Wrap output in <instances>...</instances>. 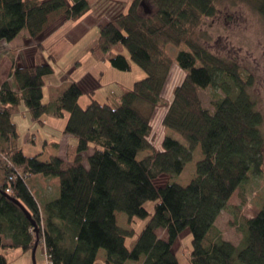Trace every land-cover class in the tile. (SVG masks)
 <instances>
[{
    "label": "trees",
    "instance_id": "16d2710c",
    "mask_svg": "<svg viewBox=\"0 0 264 264\" xmlns=\"http://www.w3.org/2000/svg\"><path fill=\"white\" fill-rule=\"evenodd\" d=\"M217 1L132 0L125 11L96 10L101 20L89 49L93 60L125 72L136 65L144 72L115 106L76 82L55 102H44V85L54 74L53 56L14 69L12 84L0 87V250L32 251L38 240L53 264H101L102 249L103 264H181L174 245L188 230V264H264V203L255 215L242 216L243 240L237 246L216 226L249 171L258 174L264 164V117L250 93L255 77L236 59L213 52L193 36L205 19L216 16ZM243 1L264 17V0ZM91 9L89 0H0V41L10 42L23 31L40 41ZM181 45L187 50L173 57L169 47ZM117 46L123 51L110 55ZM175 61L186 74L168 100L163 94ZM206 88L221 91L213 110L204 107L200 96ZM84 95L90 98L85 106L80 103ZM137 101L153 110L164 108L162 125L186 144L165 136L160 148L153 149L152 118ZM22 103L39 124L46 115L68 114L58 132L74 141L65 159L43 161L22 153L12 120ZM198 148L202 158L195 178L185 186L175 183ZM146 150L153 153L139 159ZM35 175L58 177L59 195L40 203L28 185ZM162 176L166 182L157 184ZM13 199L31 214L37 232ZM148 201L154 203L151 213ZM116 213L128 217L132 231L118 225ZM140 220L146 223L131 246L128 241ZM0 264H7L1 253Z\"/></svg>",
    "mask_w": 264,
    "mask_h": 264
},
{
    "label": "rangeland",
    "instance_id": "374dc122",
    "mask_svg": "<svg viewBox=\"0 0 264 264\" xmlns=\"http://www.w3.org/2000/svg\"><path fill=\"white\" fill-rule=\"evenodd\" d=\"M96 10L106 8L107 11L112 8V11L127 10L132 0H89ZM116 7L117 9L115 10ZM217 14L213 18L205 19L204 22L194 32V38L199 40L202 44L209 47L213 52L226 56L228 58L236 59L240 65L247 71L251 72L255 77L254 87L250 89V93L254 96L257 102V109L263 114L264 117V17L260 15L254 8L243 0H218L217 1ZM95 10V12H96ZM109 16V15H108ZM111 16V15H110ZM99 35V29H93L75 45H67L65 53L59 57L53 66L56 70L64 71L65 68L71 66L73 62H76L75 57L88 48L90 40H97ZM95 43V42H94ZM169 50L173 57H175L178 51L187 50L185 45H181L178 48L172 46ZM121 46H117L113 49L110 55H115L122 52ZM77 54V55H76ZM90 54V53H89ZM90 57L92 58L91 54ZM80 60V59H79ZM95 61V60H94ZM84 61L83 63H86ZM98 65L91 63L89 66L83 68L87 70H93L97 68L102 73L101 83L104 86L101 90L95 94L101 101H107L112 105L118 104L117 95L120 96L124 89L121 86H127L132 88L137 80H140L144 76V72L137 67L133 66L131 71H119L113 68L108 62L97 61ZM88 67V68H87ZM186 72L180 69L175 61L172 71L169 75L165 91L163 96L170 100L172 97V90L175 86L183 81ZM117 95H115V94ZM216 94H221L220 90L214 91L212 88H206L200 90V96L204 107L213 110V102L216 100ZM110 99H107V97ZM81 99L82 101L86 98ZM26 108L25 104L22 103ZM83 105V104H82ZM85 106V105H84ZM136 106L146 115L151 116L153 125L154 140L152 144L153 149H159L161 141L165 136H171L182 144H186L183 137L172 130L165 128L162 125V118L166 110L164 108L152 109L148 104L137 101ZM27 109V108H26ZM27 111V110H26ZM17 119L23 118L22 113H15L13 115ZM62 124L65 121L58 119ZM18 132L23 141L25 132L28 131H43L41 124L33 122L27 111V120L22 121L20 119L18 125ZM264 138V122L260 128ZM47 131V130H46ZM63 142V149L58 154H65V141ZM57 153L52 149H49L47 153H44V157L47 158L50 154ZM88 153L83 154L84 157H88ZM153 150H146L138 155L139 159H142L146 155L152 154ZM202 158L200 148L196 149L193 155L192 162L188 163L183 172L176 178L175 183L180 185H187L196 176V164ZM263 163H264V146H263ZM166 182L165 176H162L157 184H164ZM40 183L43 188H48L52 192V198L59 195L60 181L56 176H44L35 175L29 178L28 185L30 189L34 184ZM147 191V190H146ZM149 193V192H148ZM264 203V164L261 167V172L258 174L251 170L248 174V179L245 183L238 188L232 199L230 200L227 208L218 215L216 221L217 228L221 231L223 238L232 242L234 245L241 244L243 240V223L242 216L251 217L262 208ZM147 210L151 213L154 210V203L148 201ZM126 217L125 214L122 213ZM122 224L126 225L125 218L121 219ZM146 221L140 220L135 226L137 236L142 231ZM159 235L165 237V231L160 230ZM177 242L174 245L175 252L181 264H188L192 251V235L188 230L181 233ZM132 240V239H131ZM129 244L131 241H128ZM41 248H39L38 255L36 257V264H43L38 262V258L41 255ZM133 264V263H132Z\"/></svg>",
    "mask_w": 264,
    "mask_h": 264
},
{
    "label": "crops",
    "instance_id": "0c3cea01",
    "mask_svg": "<svg viewBox=\"0 0 264 264\" xmlns=\"http://www.w3.org/2000/svg\"><path fill=\"white\" fill-rule=\"evenodd\" d=\"M91 5V11L85 16L77 21H67L66 23L60 25L52 33L47 35L45 38L40 39V41L42 40V48L38 46V44L40 43L39 39L33 40L29 38L28 33H26L25 31L19 33V35L10 42L0 41V87L5 82H9L10 84H12V77L10 76L16 67L35 64L38 61H41L43 58L46 59L48 56H53L55 60L53 61V63H56L59 57L63 55V53H65L67 45H75L79 41L83 40L90 31L97 28L99 29V20L101 19H98L99 15L95 12L96 8L93 7V4ZM93 40L94 38L92 39V41L90 40L87 46L88 48H86L83 52H80L78 55L76 54L77 56L75 57V59L76 61H79L78 65L73 62L71 66H68L64 71L62 70L60 72L54 67V74L49 77L47 84L44 85V102H55L61 95V93L73 82L79 84L86 92L94 91L96 93L104 87L101 83L102 73L97 68H94L91 71L84 69L83 71L84 65L89 66L91 63H94V65H98L97 61H94L89 54V49L95 42ZM87 60L88 62L83 63ZM121 88L124 89V91L130 89L127 86H121ZM123 92H121V94ZM85 96L87 95L82 96V98H84ZM120 96L117 95L118 101ZM95 97L97 98L96 94ZM110 97L111 95L107 97V99H110ZM89 102L90 98L87 96L82 101V104L84 106ZM0 109H2L1 102ZM26 110L27 109L23 107V105H21L19 112L23 114V118L20 117L19 119H17L16 117L18 116H12V120L17 127L19 125L20 119H22V121L24 122L25 120H27L28 110ZM67 118V113H65L64 117L62 118H56L51 115H46L43 117V124H41V126H43L44 128L43 131L36 129V131L33 130L25 132L23 141H21V136L19 134V146L22 150V153L25 156L29 157L39 156V158L43 161H48L52 157L65 159L67 147L69 143H73L74 141L73 138L68 135L62 137L59 136L58 132L63 131V129L65 128ZM58 119L64 120L65 124H62L61 121H57ZM16 130H18V128ZM44 141L48 142L47 146H44ZM62 141L66 142L64 145V148H66L64 151V155L61 153L58 154L63 149ZM55 142L59 143V148L57 149L52 147L53 143ZM49 149H52L57 153H51L47 158H45L44 153H47ZM48 188H43L42 186H40V183L34 184L32 192L38 198L40 203L48 201L52 198V192H50ZM116 218L118 225L122 229L129 232L132 231V227L128 222L127 216L125 217L124 215H122V213H116ZM122 218H125L126 225L122 224ZM136 238L137 233L135 230L134 237L130 238L131 246L134 244ZM39 248H41V255L38 258V262L48 264L43 246H39L37 248L35 254V262ZM0 253L3 254L7 259V264H35L32 251L25 252L22 249H1ZM98 260L101 264H103V262L106 260V253L103 249L98 252Z\"/></svg>",
    "mask_w": 264,
    "mask_h": 264
},
{
    "label": "water",
    "instance_id": "95a60500",
    "mask_svg": "<svg viewBox=\"0 0 264 264\" xmlns=\"http://www.w3.org/2000/svg\"><path fill=\"white\" fill-rule=\"evenodd\" d=\"M145 9H146V12L149 13V10L147 8H145ZM13 201L15 202V204H18L21 207V209L25 212V214L27 215V217L32 221V223H33V225L35 227V231L37 232L38 231L37 225H36L35 221L32 220L31 214L28 212V210L18 200L13 199ZM38 246H39V243H38V240H37L36 243H35V246H34V248L32 250L34 262H35V254H36V250H37V247Z\"/></svg>",
    "mask_w": 264,
    "mask_h": 264
},
{
    "label": "built area",
    "instance_id": "2783aa9c",
    "mask_svg": "<svg viewBox=\"0 0 264 264\" xmlns=\"http://www.w3.org/2000/svg\"><path fill=\"white\" fill-rule=\"evenodd\" d=\"M46 257H47L48 264H53V263L49 260V258H48L47 255H46Z\"/></svg>",
    "mask_w": 264,
    "mask_h": 264
}]
</instances>
